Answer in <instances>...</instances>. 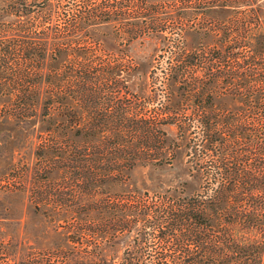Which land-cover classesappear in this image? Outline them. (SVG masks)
<instances>
[{
	"label": "trees",
	"instance_id": "trees-1",
	"mask_svg": "<svg viewBox=\"0 0 264 264\" xmlns=\"http://www.w3.org/2000/svg\"><path fill=\"white\" fill-rule=\"evenodd\" d=\"M106 14L101 16L104 20L110 17ZM255 17L257 32L253 36L232 40L226 35L231 49L224 54L211 51L208 60L216 59L219 65L208 67L204 80H197L193 86L183 73L188 89L181 92L177 88L180 101H194L197 110L170 118L178 137L187 139L190 181L183 182L179 191L152 199L136 189L128 195L115 190L108 198L99 199L95 204L97 214L92 213L93 208H84L87 204L82 182L90 191L95 183L127 185L129 173L142 155L149 160L173 156L166 134L149 118L142 120L141 114L127 115L122 101L123 106H116L118 115L90 117L84 127L81 118L70 116L71 125L65 126L70 135L63 140L58 137L57 125H48V135L39 144L42 152L38 169L44 176L36 180L35 203L49 217L60 216L61 210L73 214V222L63 226L70 242L68 249L73 244L92 246L99 252L93 249L90 254L98 257L115 240L134 234L148 242L156 238L181 257L142 263L128 259L120 264H264V20ZM71 27L77 30L76 18ZM73 37L72 41L78 40ZM245 47L251 53L241 61ZM38 48L35 52L42 54L44 48ZM54 55L55 60L46 69L32 70L31 82L18 92V107H23L20 111L26 117L67 120L50 114L51 108L58 109L57 104L64 103L66 87L72 88L71 97L90 102L97 94L92 88L112 89V81L125 80L120 75L126 71L107 61L94 65L95 56L89 50L79 52L61 46ZM244 62L251 67H244ZM15 91L0 82V99L12 100ZM221 96L238 100L240 108L233 113L214 114L212 100ZM74 137L86 140L85 144L80 145ZM103 153L108 157L106 166L100 157ZM55 179L60 181L56 186L52 183ZM12 246L10 241L0 240V264H16L11 258ZM61 251L49 250L42 256L32 253L19 264H86L83 260L66 261L67 252L64 260L59 259Z\"/></svg>",
	"mask_w": 264,
	"mask_h": 264
},
{
	"label": "rangeland",
	"instance_id": "rangeland-1",
	"mask_svg": "<svg viewBox=\"0 0 264 264\" xmlns=\"http://www.w3.org/2000/svg\"><path fill=\"white\" fill-rule=\"evenodd\" d=\"M24 5L23 11L20 8L18 11L17 6ZM107 12L110 17L104 20L101 16ZM255 16L264 20V0H0V82L16 90L12 100L0 99V240L13 244L10 252L16 264L32 253L42 256L53 249L62 250L61 260L67 252L66 261L83 260L86 264L93 261L120 264L128 259L142 263L160 257L167 260L181 257L179 252L173 253L174 248L156 238L149 243L134 234L115 240L98 257L90 254L92 246L73 244L68 249L70 242L63 226L73 222L72 213L61 210L60 216L49 217L42 213V208H36L38 187L35 185L44 176L38 169L40 140L48 135L46 129L53 124L57 125L61 140L70 135L65 129L71 125L70 116L81 118L84 127L90 117L118 115L116 106H123L122 101L127 115L141 114L142 120L149 118L164 130L173 156L149 160L142 155L130 171L127 185L95 183L90 191L82 182V192L85 189L82 196L88 206L84 208H93L91 212L97 214L96 202L108 198L115 190L128 195L136 189L152 199L179 191L183 182L190 181L187 139L178 137L170 118L197 110L194 101H180L179 90L188 89L183 73L193 86L197 80H204L206 69L219 65L216 59L208 60L211 51L224 54L231 49L225 41L226 35L232 40L241 35L253 36L257 32ZM75 18L77 30L71 27ZM75 35L78 40L72 41ZM39 45L42 47L38 48ZM61 46L79 52L91 51L94 65L107 61L114 68L126 71L120 75L125 80L112 81V89L92 88L97 94L90 102L71 97L72 88L66 87L64 103L57 104L58 109L51 108L50 114L67 120L26 117L20 111L23 107H18L21 101L18 92L31 82L33 69H46L53 63L54 54ZM34 48H44V52H35ZM249 49L241 50V61L250 56ZM246 64L243 66L251 67ZM240 106L238 100L229 97L212 100L213 113L217 115L233 113ZM74 139L80 145L86 141L80 137ZM143 143L142 138V146ZM100 157L106 166V153ZM59 182L52 181L55 186Z\"/></svg>",
	"mask_w": 264,
	"mask_h": 264
}]
</instances>
